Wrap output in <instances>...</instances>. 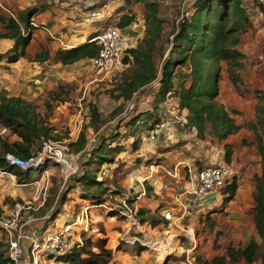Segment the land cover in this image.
<instances>
[{
	"label": "rangeland",
	"instance_id": "rangeland-1",
	"mask_svg": "<svg viewBox=\"0 0 264 264\" xmlns=\"http://www.w3.org/2000/svg\"><path fill=\"white\" fill-rule=\"evenodd\" d=\"M5 1V4L10 6L11 13L2 7H0V13L16 16L21 8H16V0ZM145 1L158 4V17L162 20L161 37L155 45L153 55L157 68L161 69L165 59L171 56L172 53L171 40L173 31L186 15V12L191 13L193 11V2L195 0H130L129 3L127 0H25L23 3L26 7L39 5L45 10L48 9L49 17H46L45 20L49 19L51 21H46L47 25L45 27L49 31L43 28L39 30L37 34L42 36L41 41L36 38L28 51L24 52L18 62L14 63L15 65L8 68H0V91H4L8 96L13 95L11 93L20 92V94L14 96H20L35 104L38 114L44 121V125L50 128L48 137L43 136L34 141L32 151L40 149L42 140L50 139L54 148L72 158V163L68 166H63L61 163L47 158L44 161L43 168H46L48 173L44 175L45 177L40 182H37L41 176L39 172H32L38 176H36V179L34 177L30 179L22 178L16 175L18 179H16V184L12 187L21 188L22 193L14 190L12 194L5 195L6 198L0 202L3 209L2 221L8 223V227L0 228V241L4 244L5 256H10L11 242L18 239L19 234L21 235L19 243L24 247V254L17 264H64L56 262L51 257L52 255L49 251L53 250H46L41 247L33 248L32 239L34 237H31L32 228L40 221L45 222L44 224L52 225V214L58 208L61 211L62 208L65 209L66 203H82L76 191L73 190L65 193L67 197L65 204L60 203V198L63 196L64 191L74 183L72 176L86 169L83 160L87 150L99 141V137L103 136L102 133L110 128L114 129L115 126H119L121 118L123 120L129 117L137 112V109L156 111L159 122L150 125V127L141 125L137 134L138 138H136V135L134 139L123 138L122 146H125V149L122 153H117L112 162L102 164L103 169L101 168L98 173L102 172L103 176L98 180H103V185H107L110 191L106 193V197L103 196L107 201V205L96 206L92 209V215L88 211L89 227L95 226L97 220L101 218L102 220H107L110 231V245L119 248V251H113V259L108 264H182L183 260L186 262L190 261V264H203L205 260L202 255L195 253V248L187 253L186 248L190 246V239L186 230L191 229L192 226L177 225L178 221L176 219L164 221L160 217L161 215L163 216L164 209L158 214L159 216H156L158 219L161 218L160 223L157 225L152 224L150 221H143L137 212L134 214L144 226V231L138 232L137 239H134L130 232L124 233V229H122L124 216L122 218L112 217L107 213L120 210V206H124L123 200L134 199L135 195L130 194L138 191L142 183L147 187L149 181L148 179L144 180L143 176H149L148 178L153 180L152 182L161 180L164 174H167L166 171L169 164L168 155L161 152L164 150L174 152L175 149L184 144V138L188 137L190 131L195 132L194 128H190L187 125L186 114L179 108L178 97L173 93L178 88V82H181L182 77H178L179 80H176L172 90L167 93L166 99L160 102L157 107H153L154 94L150 89L142 88L134 92L128 100L118 97V94L121 93V89L118 87L125 75L129 73V63L122 69L107 74L94 67L89 60H80L61 67L59 65L60 62L55 59L54 55V52L61 48V41H63L64 45L69 43L67 41L72 37L71 34L74 32L78 33L80 31L79 27H81L80 29L88 30L97 28V33H101L108 26L117 25L116 22L119 17L126 12L135 14L132 28L129 29L130 26H127L125 29L126 32H130V35L132 33V45L130 48H135L144 37L147 26ZM243 1L246 3L249 0ZM27 2L33 5H27ZM72 9L76 10V13L68 21L61 16L63 11L66 10L67 12V10ZM81 10L84 12H81ZM249 17L250 24L241 32L239 44L241 45L240 54L242 60L245 62L244 59L248 58L246 60L248 64L244 63V66L237 71L242 80L238 95L242 96L248 90L243 82L247 75L246 72L250 70L254 74L253 69L258 68L256 66L261 65L263 60L264 3L262 0L254 2L249 11ZM37 18L33 16L32 21H36ZM51 23L57 25L55 30H52ZM0 32H5L2 23H0ZM35 36L38 37L37 35ZM58 37L61 40H57ZM12 47L6 48V45L0 42V52H7ZM45 51L49 52L48 59H36L37 55L45 54ZM131 58L132 56H130ZM225 67V62H221L218 73L219 88L232 83ZM179 69L185 73L189 72V66H182ZM183 76L188 77L185 81L188 85L190 77L188 74ZM23 79L24 81L27 80V84L23 82ZM151 86L154 90L157 82H153ZM238 95L234 97V102L241 100ZM217 100H223L220 91ZM259 103L264 105L262 99L259 100ZM93 108H97L99 114L95 122L92 120V118L94 119V114L92 115ZM234 108L238 111L231 115L253 132L247 127L244 110H241L239 106ZM247 114L249 113L247 112ZM256 116L255 114L253 118L256 119ZM9 130L11 132L10 137L0 135V139L4 140L6 138L14 141L12 135L19 138L11 128ZM119 131H125L124 123L119 126ZM81 135L86 138L85 145H81L82 143L79 140ZM247 138L250 140L247 144L252 152L250 154L252 156L253 154L259 155L254 132L253 135L251 134ZM159 164H163L165 169H161L160 166L157 167ZM95 166L92 164L91 168H95ZM19 170L21 169L19 168ZM3 171L5 170L0 168V173ZM182 171L185 179L188 180L186 170L183 169ZM11 173L15 174L14 172ZM24 182L28 184L26 186L20 185L24 184ZM161 189L163 190V188ZM151 193L153 194V192ZM130 206L134 212V205L130 204ZM220 207L221 205L214 209L222 212ZM72 210L73 208L69 209V219L71 218ZM100 213H102V217L98 216ZM250 213H253V211L248 212V216ZM211 215L215 217V215ZM96 216L98 217L96 218ZM223 216L221 213L215 217L217 225L219 218L221 219ZM63 218L60 220H64ZM198 220H201V216H198ZM64 224L67 225L66 223ZM82 224L86 225V223ZM200 228L201 226L195 223L193 224V232H191L198 235ZM74 233L68 235L69 241L75 236ZM172 234L175 235L171 236ZM38 236L37 239L41 240V234H38ZM259 240L261 241L260 238ZM141 246L145 249L140 250ZM233 264H261V258L258 256L253 263L239 261Z\"/></svg>",
	"mask_w": 264,
	"mask_h": 264
},
{
	"label": "trees",
	"instance_id": "trees-1",
	"mask_svg": "<svg viewBox=\"0 0 264 264\" xmlns=\"http://www.w3.org/2000/svg\"><path fill=\"white\" fill-rule=\"evenodd\" d=\"M127 2L129 3L130 0ZM145 2L147 8L145 35L138 46L126 51L124 63L125 66L129 63L130 69L118 87L121 89L118 97L128 100L134 92L142 88L150 89L154 94L153 107H157L166 99L167 93L172 90L176 80H179L178 77H182L173 93L178 97L180 109L186 113L187 125L195 129L199 138L203 139L209 134L218 140H224L230 134L238 132L242 124H237L236 118L231 115L238 110L228 109L217 100L220 91L218 73L221 62H225L229 78L239 90L242 80L237 71L244 66L239 50L240 37L241 32L250 24L249 11L256 0H249L246 3L243 0H195L193 11L186 12L173 31L172 53L165 59L161 69L157 68L153 55L155 45L161 37L162 20L158 17V4ZM43 9L39 5L29 6L20 10L15 17L0 13V23L5 28V32H0V38L14 40L11 50L0 52V62L4 60L14 63L24 54L37 27L32 24V17ZM134 21L135 14L126 12L116 23L125 29ZM99 47L97 41L88 39L80 45L57 50L55 59L64 65L83 59L89 60L96 56ZM48 53L45 51V54L37 55L36 59L46 60L49 58ZM182 66H189V72H182L183 70L179 69ZM185 74L190 77L188 85L185 82L188 77L183 76ZM153 82H157L154 90L151 86ZM36 109L37 106L30 101L20 96H8L4 91H0V122L19 136V139L14 141L0 139V168L14 172L22 178L30 177L32 170H19L6 161L5 155L29 158L33 152H36L32 151L34 141L43 136L48 137L50 128L44 125ZM138 111L139 109L123 120L121 118L120 125L124 123L125 131L120 132V125L115 126L114 129L102 133L103 136L99 137V141L87 150L83 160L86 169L72 176L74 183L64 191L60 198L61 204L67 199L65 193L75 188H79L78 194L82 198L102 200L103 196L107 195L110 188L103 185V180H98L97 174L100 169L90 166L104 161L112 162L114 154L123 148V138L134 137L141 125L150 127L159 122L156 111L150 109ZM93 114L92 120L95 122L99 117L97 108L92 109ZM256 115V119L247 122V127L253 130L257 149L262 157L261 175L255 176L253 208V220L261 242L251 238L245 247L237 249L230 247L225 255L216 256L204 261L203 264H227L228 261L235 263L241 260L253 263L258 256L264 264V105L259 103ZM79 140L81 145H85L84 135H81ZM224 148V160L230 163L233 146L227 143ZM237 187L238 184L234 179L223 188L224 202L235 196ZM58 213H60L59 208L52 214V218ZM116 213L112 211L110 215ZM158 214L157 211L151 212L148 209L139 210L142 220H149L154 225L161 221L160 217V219L156 217ZM2 217L3 209L0 205V220ZM101 231L105 234L104 230ZM107 242L106 236L94 238L83 232L82 243H77L69 251L59 254L56 260L64 264H108L113 259L114 252L107 247ZM3 246V242L0 241V264H13L10 256H5ZM143 249L145 248L141 246L140 250Z\"/></svg>",
	"mask_w": 264,
	"mask_h": 264
},
{
	"label": "crops",
	"instance_id": "crops-1",
	"mask_svg": "<svg viewBox=\"0 0 264 264\" xmlns=\"http://www.w3.org/2000/svg\"><path fill=\"white\" fill-rule=\"evenodd\" d=\"M4 1L5 0H0V7L4 8V10L11 13L10 6L6 5L5 4L6 1L5 2ZM257 1L258 0H256V2ZM2 2H4V4H2ZM24 2L25 0H16V4H15L16 8L21 7L19 10L26 8V6L23 5ZM29 4L30 2H27V5ZM75 11L76 10L72 9L69 11L67 10L66 12L65 10L63 11L61 16L68 21L69 18L76 13ZM81 12L84 11L81 10ZM13 16L15 17V15ZM34 16L38 18L36 19V21L33 20L32 24L37 27L32 35V39L27 49L25 50V53L31 47L32 42H34L36 38L39 41L42 40L41 38L42 36L37 34L39 30L43 28L46 31H49L48 28L45 27L47 25L46 23L49 20V19L45 20L46 17H49L48 9L46 10L43 9ZM50 26L52 30L53 29L55 30V27H57L55 23L54 24L51 23ZM131 26H133V24L130 25L129 29L132 28ZM80 28L81 27L78 28L80 30L78 33L74 32L71 34L72 37L69 38L67 41L69 43L64 45L63 41H61L60 45L62 46L61 48H58V50L80 45L85 41H87L88 39H91L92 37L100 33V32L97 33V28H95L94 30L80 29ZM125 33H127V36L131 40L132 33L131 35L129 31L127 32L125 31ZM35 35H37L38 37H36ZM57 40H61L60 37H58ZM0 42L5 44L6 48L12 47L14 45V40L10 38L1 39ZM239 50L241 51V45H239ZM56 52L54 53L56 54ZM244 60H245L244 63L248 64L246 62L248 58ZM83 61H85V59H83ZM3 62L4 64L2 65L5 66L1 65V63ZM14 63H8L3 60L2 62H0V68L3 69L5 67L6 68L11 67L15 65ZM60 63L59 65H61V67L66 66ZM261 63H262L261 65L256 66L258 68L253 69V71L255 72L254 74H252L250 70L246 72L247 75L244 78V83L247 86L248 90L244 93V96L238 95V90L233 86L232 83L227 84L224 87L220 88V95L222 94L223 100L219 102L222 103L228 109L234 108L235 106H239L241 110H244L247 122L251 120L258 111L259 100L262 99V101H264V54ZM25 81L23 79V82L27 84V80ZM11 94L13 95L10 96H14L20 94V92L16 94L15 93H11ZM237 95L239 96V98H241V100L237 102L235 101L237 103L236 104L234 102V97H236ZM143 110H148V109H143ZM143 110L139 109V111H143ZM246 111L249 114H247ZM236 122L237 124H242L241 129L234 134H230L224 140H218L217 138L212 137L209 134H206V137L202 139L197 136V133H195L196 131L194 130L195 132L190 131L188 137L184 138L185 140L184 144H182V146L175 149L174 152L169 150H164L163 152H161L162 154L168 155L169 158V164L167 168L168 170L167 171L165 170L167 174L166 175L164 174L162 179L158 180L157 182H152L153 180H149L148 178L149 176L147 175L143 176L144 180L148 179L149 181L147 187H145V185L142 183L140 189L134 192L135 194L134 193L130 194V195H135L134 196L135 198L134 199L130 198V200L127 201L128 208L122 206V209L114 210L117 212L115 215H110V212H107L109 216L112 217L117 216L121 218L124 216L125 219H122V229H124V233L130 232L132 237H134V239H137L138 232L144 231L143 230L144 226L135 217L134 214H136V212L139 214V210L148 209L151 212L157 211L158 213H161V210L164 209L163 211L164 214L165 211L170 210L174 214V219L178 221L177 225L184 226L185 224L192 226L191 229L186 230L188 231L187 235L190 239L189 242L190 246L186 248L187 253L191 252V250L195 248V253L198 255H202V257L205 259L204 261L211 260L216 256L225 255L230 247L236 249L243 248L248 244L251 238H255L258 242H261L259 240L260 236L257 233L255 223L253 220V213H250L248 216V212L253 211L254 208V194L256 190L255 176L261 175L262 157L260 154L259 155L253 154L252 156L251 155L252 152L249 150L250 147L247 145L250 141L247 137H249V135L251 134L253 135V132L247 129L243 125V123L238 122V120H236ZM10 133L11 132L7 127L4 134L2 135L4 137L9 136L11 135ZM138 133L139 132L135 134L136 138H138L137 136ZM12 137L13 140L19 139L15 135H12ZM134 137H126V138L134 139ZM9 141L12 140L9 139ZM227 143L232 144L233 146L231 161L229 163L233 169V175L231 176V179L228 184H230L234 179L237 182L238 187L235 196L229 201L224 202L225 195L222 193V191H220L208 196L204 200V203H202L203 206L201 207V209L193 210L191 207L188 206V202L191 196L189 192L191 184L188 178H187L188 180L185 179L182 170L183 169L186 170L187 165H194L196 167L201 168L204 165L210 163H216L224 160V152H225L224 147L225 144ZM124 149L125 146H123L121 150L117 151L114 154V158L117 153H122ZM107 163L108 162L106 161L102 163H97L96 167H98L99 169L101 168L103 169V165ZM159 166L161 169H165V166L163 164L157 165V167ZM16 175L17 174H12L9 171L0 173V202L6 198L5 195L12 194L14 190H17L19 193H22L21 188L12 187L14 184H16V179H18ZM97 175L99 179L102 178L103 173L100 172ZM36 176H37L36 173H32V175L27 178L30 179L31 177H34L36 179L38 177ZM44 177H45L44 175H41L37 182H40ZM228 184H226L224 187H226ZM20 185L26 186L27 184H20ZM161 188H163V190ZM73 191H76L78 197L80 198L79 200L82 201V203L72 202V204L71 203L65 204L64 202L63 204H65L64 207L66 208L65 209L62 208V211L60 210V213H58V215L53 218L52 220L53 223H51L52 225L50 224L47 225L44 224L45 222L40 221L38 224H35V226L32 228L33 230L31 237L32 238L34 237L33 239L35 238L37 239L39 237L38 234H41L42 237L44 234H49L61 230L65 225L64 223L70 224L71 231L69 234H73L75 232L74 233L75 236L72 238V240H70L68 247L64 250L49 251V253L52 255L51 257L54 258L56 262H60V263L62 262L56 260V256L66 251H69L77 243L79 244L82 243L83 232H86L87 235H91L94 238L106 236L108 238L107 247L112 249L113 251L115 250L119 251L118 247L115 248L110 245V237H109L110 231L108 228L107 220H102L101 218L100 220H97L95 226H91V227H89L90 222L89 223L86 222V225H83L80 224V221H78L79 220L78 218L81 217L83 211L86 208L87 211H89L90 215H92L93 208H95L96 206L101 207V205H107L106 204L107 201L104 199L106 195L102 198V200L101 199L92 200V199L80 197L78 194L79 188H75ZM150 192H153V194L152 193L150 194ZM130 204L132 206L134 205L133 206L134 212L132 211ZM219 205H221L220 210H222V212H218V210L214 209ZM72 208H73L72 210L73 212L71 214V218L69 219L68 218V215L70 213L69 209ZM218 213L219 214L222 213L224 216L221 219L219 218V223L217 225L215 217L219 216ZM211 214H213V216L215 215V217H212ZM98 216L102 217L103 215L102 213H100V215ZM98 216H96V218ZM198 216H201V220H198ZM160 217L164 221H172L165 219L162 215ZM62 218L64 220H60ZM144 221H149V220H144ZM195 223L201 226L198 235L192 233L193 224ZM101 230H104L105 234L102 233ZM173 235L175 234H172L171 236ZM190 263H191L190 261L189 262L188 261L186 262L185 260L182 261V264H190ZM227 264H233V263L228 261Z\"/></svg>",
	"mask_w": 264,
	"mask_h": 264
},
{
	"label": "built area",
	"instance_id": "built-area-1",
	"mask_svg": "<svg viewBox=\"0 0 264 264\" xmlns=\"http://www.w3.org/2000/svg\"><path fill=\"white\" fill-rule=\"evenodd\" d=\"M264 3V0H262ZM91 40L97 41L99 47L98 53L93 58L89 59L90 63L107 74L113 73L125 66L124 57L126 51L131 47L132 43L130 38L126 35L125 29L118 25H110L105 28L101 33L92 37ZM179 104V103H178ZM180 108V107H179ZM185 113L183 110H181ZM186 114V113H185ZM0 135L4 134L7 129L1 122ZM53 142L50 139H44L41 142L40 149L33 152L29 158H22L20 156L6 154V161L20 168L21 170L31 169L32 172H39L41 175L48 173V170L44 167V161L47 158L55 160L63 166H68L72 163V158L66 156L54 148ZM5 172V171H3ZM186 174L191 184L190 186V199L188 206L193 210H199L203 206L204 200L211 194L222 191V188L229 183L231 176L233 175V169L229 163L225 160L210 163L199 168L194 165H187ZM24 184H28L24 182ZM127 201L124 200V206L127 207ZM122 209V206L121 208ZM167 220H173L174 214L170 210L165 211L163 214ZM87 208L83 211L78 221L89 222ZM1 227H8L7 222L0 220ZM71 225H65L61 230L53 233L44 234L39 239H33V248L41 247L48 250H64L68 247L70 241L68 235ZM18 239L11 242L10 245V258L13 260V264H17L20 258L24 254V247L19 243Z\"/></svg>",
	"mask_w": 264,
	"mask_h": 264
},
{
	"label": "bare ground",
	"instance_id": "bare-ground-1",
	"mask_svg": "<svg viewBox=\"0 0 264 264\" xmlns=\"http://www.w3.org/2000/svg\"><path fill=\"white\" fill-rule=\"evenodd\" d=\"M155 244H157V243H155Z\"/></svg>",
	"mask_w": 264,
	"mask_h": 264
}]
</instances>
